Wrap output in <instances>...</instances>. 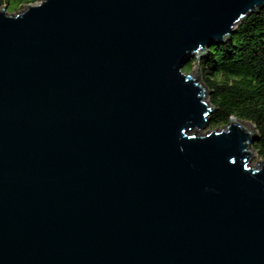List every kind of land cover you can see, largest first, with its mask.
Instances as JSON below:
<instances>
[{
  "label": "water",
  "instance_id": "water-1",
  "mask_svg": "<svg viewBox=\"0 0 264 264\" xmlns=\"http://www.w3.org/2000/svg\"><path fill=\"white\" fill-rule=\"evenodd\" d=\"M264 0L0 9V264H264V158L185 65Z\"/></svg>",
  "mask_w": 264,
  "mask_h": 264
},
{
  "label": "trees",
  "instance_id": "trees-1",
  "mask_svg": "<svg viewBox=\"0 0 264 264\" xmlns=\"http://www.w3.org/2000/svg\"><path fill=\"white\" fill-rule=\"evenodd\" d=\"M40 0H0L12 13ZM197 67L213 107L206 129L236 118L253 127L252 148L264 158V7L245 16L224 42L213 43L184 67Z\"/></svg>",
  "mask_w": 264,
  "mask_h": 264
},
{
  "label": "rangeland",
  "instance_id": "rangeland-1",
  "mask_svg": "<svg viewBox=\"0 0 264 264\" xmlns=\"http://www.w3.org/2000/svg\"><path fill=\"white\" fill-rule=\"evenodd\" d=\"M24 8V7H23ZM22 8V9H23ZM20 9V10H22ZM19 11V10H18ZM15 12V11H13ZM193 71V70H192ZM197 79H200V82H202V79H201V74L199 72V75L197 76ZM208 129H200V130H196L194 129L192 134H196V135H202L205 131H207ZM252 144V143H251ZM248 150L251 152V163L250 165L251 166H254L256 165L257 162L261 161L263 158L259 155V153H257L253 148L252 146H249Z\"/></svg>",
  "mask_w": 264,
  "mask_h": 264
}]
</instances>
